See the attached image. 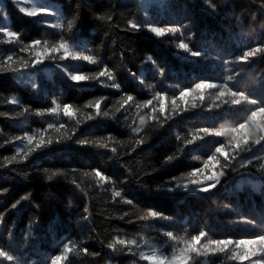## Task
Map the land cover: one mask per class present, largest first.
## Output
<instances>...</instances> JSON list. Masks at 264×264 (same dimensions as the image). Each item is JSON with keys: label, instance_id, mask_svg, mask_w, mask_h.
<instances>
[{"label": "trees", "instance_id": "1", "mask_svg": "<svg viewBox=\"0 0 264 264\" xmlns=\"http://www.w3.org/2000/svg\"><path fill=\"white\" fill-rule=\"evenodd\" d=\"M53 1L64 12L60 20L63 29L45 26L5 0L6 26L20 33L21 38L7 43L8 38L0 34V60L7 55H14L16 60L21 56L30 60V54L20 52L21 47L34 39L53 43L64 33L71 36L70 43L76 46L75 50L94 55L101 63L53 61V79L38 74V91L19 78L20 73L31 71L32 67L19 72H0V247L22 259L24 264H50L51 257L71 241L78 250L70 253V264H129L143 260L138 253L121 251L120 246L116 251L109 248L117 237L136 239L142 247L148 244L171 256L178 248L166 237L168 231L178 239L190 238L198 230H204L212 239L233 240L251 239L252 234L260 232L264 228V173L258 171L259 164L231 173L209 193L182 189L169 192L166 190L169 185L165 183L172 177L182 183L187 172L202 166L203 160L221 142L220 138L208 137L185 148V141L193 133L204 127L235 126L246 116L247 106L225 107L213 112L190 109L161 126L151 120V107L137 105L153 99L158 92L170 102L173 96H178L184 88L194 87L200 79L222 83L232 74V69L240 73L234 82L237 87L246 88L253 98L264 102V53H258L250 62H235L243 51L264 45V0H208L207 3L205 0H163L159 6L149 7L146 18L134 0ZM217 2L219 8L214 12L209 5ZM133 20L155 26L186 25L185 42L206 56L191 57L179 50V34L158 38L146 29L130 31L129 21ZM68 21L76 25L72 32L67 28ZM149 57L166 68L163 75L156 71ZM57 63L86 75H93L107 65L123 91L112 88V81L106 78H101L103 83L73 82L60 71ZM130 72L137 74L136 79ZM140 78L145 80L143 85L139 83ZM124 92L133 95L135 100L131 106L120 108ZM13 98L21 104H11ZM101 98H104L101 115L86 120L90 111L95 116L94 110L86 105ZM53 100L61 105L55 115L44 112L54 106ZM214 101L215 92L206 90L203 108L207 109ZM65 103L78 109L75 117L64 116ZM24 107L31 108L27 118L13 119ZM37 110L43 115H36ZM105 112L109 116L105 117ZM141 117L145 123L137 134L132 129L141 128ZM77 120L83 121L77 140H102L109 148L68 141L38 151L27 161L8 164L6 158L16 155L17 149L26 144L15 137L38 136L47 130L55 139V130L48 129L50 123L65 124V132L71 135ZM109 136L113 140L109 141ZM139 139L146 143L137 145ZM113 147L116 153L110 151ZM167 155L179 158L162 166ZM254 155L264 156V152L256 146ZM95 169L109 179L98 181ZM52 172L66 175L49 181L46 177ZM73 179L76 184L72 183ZM115 191H120L121 197H114ZM17 200L21 203L13 208ZM124 200H132L133 204L127 205ZM150 211L172 219L153 218ZM83 216L88 219L83 220ZM122 216L124 219H120ZM242 218L255 219L261 227L234 223ZM205 260L207 264H241L223 255L200 258V264H205ZM0 264L9 262L0 258Z\"/></svg>", "mask_w": 264, "mask_h": 264}, {"label": "snow or ice", "instance_id": "2", "mask_svg": "<svg viewBox=\"0 0 264 264\" xmlns=\"http://www.w3.org/2000/svg\"><path fill=\"white\" fill-rule=\"evenodd\" d=\"M208 0H205L207 3ZM215 12L219 8V2L211 3L209 5ZM20 11L26 14L28 17H47L49 13L48 6H24L20 8ZM48 27L52 29H63L64 24L57 20L56 23H49L46 19L43 20ZM76 27L73 21H68L67 28L69 32ZM186 25L169 24L168 26H155L151 22H144L139 20L129 21V30L133 32H139L141 30H147L153 33L156 37H165L166 34L173 36L179 34L178 49L184 53H187L191 57H205L206 54L202 50H194L190 46V43L185 42L183 30ZM0 34H3L8 38L7 43H14L20 40L21 34L16 31H12L9 27H0ZM71 36L61 33L59 39L53 43L47 41H41L40 39H34L30 43L20 48L21 53L30 54V60H25L22 56L16 60L14 55H7L3 60H0V72L12 71L19 72L22 69H28L29 67L35 68L42 65L45 61H84L89 64L97 65L101 63L100 60L94 55L86 54L85 52L75 50V45L70 43ZM258 53H264V45L249 48L247 51L236 57L235 62H250L253 57ZM148 60L152 63L156 71L163 75L166 71L165 67L160 66L151 57ZM230 62V63H235ZM18 65V67H17ZM57 67L62 68V71L73 82H97L103 83L101 78H106L112 81L111 87L117 91H123L122 85L116 82L114 73L108 68L107 65L96 72L93 75H86L81 71H70L66 66L57 63ZM130 75L136 79L137 74L130 72ZM240 73L232 69V74L228 75L222 83H212L211 79H200L198 83H195L194 87L184 88L179 92L178 96H173L169 102L166 95L156 93L153 99L145 101L143 104L137 105L138 108L151 107V120L156 123H160L163 126L164 122L173 119L175 116L182 114L190 109H201L208 112L221 111L225 107L236 108L239 106H247L248 111L246 116L232 127H226L222 129H216L212 127H204L198 129L191 135V138L186 140L184 147L192 145L195 142H199L208 137L220 138V141L214 148L212 154L208 155L203 160L202 166L192 167L191 171L187 172L186 177L183 178V182H179L176 177H172L170 181L165 183L169 185L166 190L169 192L182 189L185 192L190 193H209L213 189H216L228 177L231 173L241 172L253 167L254 164H259L258 171L264 173V156L254 155L256 146H259L260 150L264 152V102H261L259 98H253L251 92L246 88L240 90L236 83L238 81ZM139 83L143 85L145 83L144 78L139 79ZM107 86V85H106ZM33 88L37 86L32 85ZM235 89V90H234ZM213 90L215 92V101L207 109L203 108L205 91ZM102 99H95L93 102H89L86 107L94 110L95 116L90 111L86 115V120H94L101 115V102ZM133 95L124 92L121 98L120 108H124L125 105L131 106V102H134ZM155 100V105L153 104ZM11 104L19 106L21 101L13 98L10 101ZM54 106L48 107L44 110L49 114L55 115L61 110V105L57 104L55 100L52 101ZM63 114L70 119L75 117L78 113V109H74L72 104H63ZM31 113L30 107H24L22 111L16 113L13 119L24 117ZM170 113V114H169ZM36 115H43V112L37 110ZM105 117L109 116V113H103ZM115 119V117H112ZM83 121H76V128H73L72 134L69 135L65 132L66 125L63 123L56 124L50 123L48 129L55 130L57 133L56 138L53 139L47 134V130L37 135H26L24 137L17 136L15 140L25 143L24 147L17 149L16 155L6 158L8 164L13 162L27 161L34 153L43 151L55 144L66 143L68 141H74L75 143L86 146L91 145L98 148L108 149L109 144L102 140L89 141V140H77V132L79 125ZM145 123V118L141 117V128H133V132L139 134L142 131V126ZM108 140H113L112 136L108 137ZM137 145L145 144L144 139L136 141ZM112 153H116V148H111ZM179 158L176 155H167L162 162L163 165L171 163L174 159ZM198 159V157H197ZM76 171L75 169L72 170ZM47 172V170H45ZM65 172H52L47 175V180L52 181L55 177L64 176ZM94 175L98 181H106L109 177L105 176L99 169L94 170ZM73 184L76 181L72 180ZM143 186V185H141ZM79 187V185H77ZM157 190H160L159 186ZM6 191V190H5ZM114 197H121L120 191L114 192ZM22 199H28L23 197ZM21 203V200H17L12 205L16 208ZM123 203L132 205V200H124ZM38 207V205H37ZM226 207H228L226 205ZM84 212H88V208H84ZM127 215V214H125ZM149 215L153 218H160L164 220H171L172 217L165 216L158 211H150ZM2 219V217H0ZM83 220H87V216L82 217ZM124 219V217H120ZM140 219H147V217H141ZM234 223L244 224L250 227H261L257 225L255 219H240ZM166 237L174 243L178 248V251L174 252L171 256L165 255L163 252H159L155 247H151L149 251H144L141 244L136 239L127 240L116 238V241L109 244L108 247L117 250L120 246V250L127 249L133 255L138 253L140 260L147 261L148 264H200V258L218 257L223 255L228 259L236 262H245L248 264H264V228L258 233L252 234L251 239H212L209 232L204 230H198L197 234L191 235L190 238L178 239L172 231L165 233ZM78 246L71 241L65 243L63 248L58 254L51 257L50 264H70V253L77 251ZM83 251L88 253V249L84 248ZM91 255H97L92 253ZM253 257H257L253 259ZM0 258L9 262V264H24V261L17 256L10 254L3 247H0ZM207 264V260H205ZM214 264V262H213Z\"/></svg>", "mask_w": 264, "mask_h": 264}, {"label": "rangeland", "instance_id": "3", "mask_svg": "<svg viewBox=\"0 0 264 264\" xmlns=\"http://www.w3.org/2000/svg\"><path fill=\"white\" fill-rule=\"evenodd\" d=\"M13 4V6L19 11L21 7L24 6H48L49 8V15L45 17H36L38 21H40L43 25L47 26L46 23L43 22L44 19H46L49 23H56L57 20H61L62 17L64 16V12L60 8L59 4L54 2L53 0H10ZM138 6L141 8V11L146 18L149 15V7L151 5L159 6L163 0H134ZM22 13V12H21ZM24 14V13H22ZM26 15V14H24ZM8 23V13L6 10V3L5 0H0V25L2 27L6 26ZM53 61H45L42 65L33 68L31 71H25L20 73L19 78L22 83L27 84L30 86L33 90L38 91L40 89V83L38 79V74H43L45 78L47 79H53V74L51 67L53 66ZM63 66H66L62 64ZM56 66V65H54ZM67 67V66H66ZM60 71H62V68H60ZM65 74V73H64ZM35 84L37 87L33 88L32 85ZM243 181V180H241ZM153 247L151 245H148L143 247L144 251H149L150 248ZM158 250V249H157ZM159 252H162L158 250ZM111 264V263H108ZM129 264H148L147 261H142V262H136V261H131Z\"/></svg>", "mask_w": 264, "mask_h": 264}]
</instances>
